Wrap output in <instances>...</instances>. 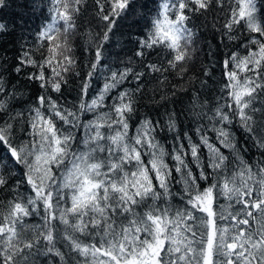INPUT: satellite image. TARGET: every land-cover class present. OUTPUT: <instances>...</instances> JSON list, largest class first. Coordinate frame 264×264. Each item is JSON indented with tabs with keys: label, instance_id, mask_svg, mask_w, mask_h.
<instances>
[{
	"label": "snow or ice",
	"instance_id": "6c2138e0",
	"mask_svg": "<svg viewBox=\"0 0 264 264\" xmlns=\"http://www.w3.org/2000/svg\"><path fill=\"white\" fill-rule=\"evenodd\" d=\"M17 33L0 264H264V0H0Z\"/></svg>",
	"mask_w": 264,
	"mask_h": 264
},
{
	"label": "trees",
	"instance_id": "16d2710c",
	"mask_svg": "<svg viewBox=\"0 0 264 264\" xmlns=\"http://www.w3.org/2000/svg\"><path fill=\"white\" fill-rule=\"evenodd\" d=\"M19 2H21V0H17V3H19ZM13 11H18V9L13 8ZM7 18L9 20L13 19L12 12L7 13ZM31 20H32L33 25L39 24L41 22L40 19H38L36 17H32ZM124 31H127V29L125 28ZM18 35L19 34L17 33L16 35H6L4 37H0V54L7 52L8 56L10 58L17 55V50L19 49V46H20L18 43ZM202 35H204V33H202ZM129 55H130V53H129ZM198 55H199V53H198ZM205 59H207V57H205ZM220 71L221 70L219 68L216 70L215 80H219L221 78L220 77ZM173 82L175 83L176 81H173ZM19 83L21 85H24L27 82L25 80H21ZM69 95H70V98H74L76 96V93L74 91H70ZM149 99H150V96L145 97V101L143 102L142 108H141V114H143L144 112H149V113L154 114L153 110L155 108V105L148 103ZM187 104H188V99H187L186 95L181 94L177 97V104H176L177 109H179L181 107V105L186 106ZM159 111L161 113V118H162L163 109H160ZM181 119L183 120V118H181ZM185 126L191 127L188 124V121H186V120L183 121L182 128ZM192 134H193V136H195L194 132ZM161 140H162V142H167V146L171 147L167 133L161 134ZM177 187H178V185H177Z\"/></svg>",
	"mask_w": 264,
	"mask_h": 264
}]
</instances>
